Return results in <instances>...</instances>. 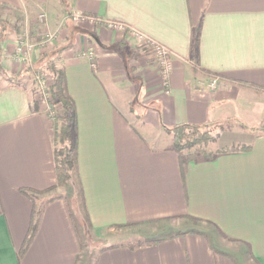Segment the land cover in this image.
<instances>
[{
    "label": "crops",
    "instance_id": "1",
    "mask_svg": "<svg viewBox=\"0 0 264 264\" xmlns=\"http://www.w3.org/2000/svg\"><path fill=\"white\" fill-rule=\"evenodd\" d=\"M66 1L68 11L88 16L59 44L70 43L59 62L76 106L84 207L72 208L63 197L46 203L21 251L33 207L67 195L56 185L50 118L10 75L16 63L3 39L0 63L11 77L0 80V264H85V226L100 242L90 264H239L223 239L251 264H264V133L244 130L264 128V92L251 87H264V0ZM57 2L0 0V7L45 5L53 23ZM131 36L168 50L167 83ZM86 47L95 56L80 54ZM123 85L138 111H127ZM176 123L222 125L217 144L229 148L209 160L187 158L165 130ZM52 186L34 203L20 192ZM170 218L206 226L156 236ZM124 233L157 241L134 248L110 242Z\"/></svg>",
    "mask_w": 264,
    "mask_h": 264
},
{
    "label": "rangeland",
    "instance_id": "2",
    "mask_svg": "<svg viewBox=\"0 0 264 264\" xmlns=\"http://www.w3.org/2000/svg\"><path fill=\"white\" fill-rule=\"evenodd\" d=\"M62 1H64L63 3H64L65 8L63 7V4L59 0V2H57L56 4L57 16L53 23L50 22L49 20L50 17H48V14H47L48 11L45 5H33V4L24 3L21 7H17V8L9 9V8L0 7V24L5 25L7 27L6 32L8 31V36L6 37V39L4 38L3 43H5V46L6 45L8 46L9 48L8 55L12 56L14 62L16 63L14 68L13 67L11 68L13 69L14 72H10L11 73L10 75L14 77L16 82L23 81V86L26 88L31 101H33L32 104L34 102L35 103L40 102L42 106H44L43 111L46 112L47 114L49 112L50 106L47 103V98L44 97L42 92H40L37 89L36 80L34 82L33 74L35 72V68H37V66L40 65V67H42L43 78L46 80V83L48 86L51 84L53 77L50 74V72H48V70L44 67L43 63L36 64L34 60L40 57V55L46 50L52 51L54 48L59 47L62 44H65L66 36L68 35L67 31H69L70 33L72 32L73 34L75 31V27L76 26L82 27V25L80 24L85 23L84 22L86 21L85 19L88 18V16H84L85 18L83 19L75 20L73 18L74 14L83 15L82 13L77 12V11H72V12L70 11L71 16L67 17L66 12H65V11H68L66 9L67 1L65 0H62ZM59 3H61L62 5L61 8H60ZM100 21H101L100 19L96 20V22L98 23H100ZM111 24L114 25V23H111ZM116 25L120 26L122 29H125L131 32V34L134 37H136L135 34H133V32L129 30L127 27L120 25V24H116ZM131 43L133 44V47L138 49L137 52L141 53L142 56L144 55L147 56L148 58L147 62H151L153 64L158 65V59L154 53L155 51L152 45H149L150 46L149 47L148 45L139 44L136 39L134 40V42H131ZM18 48H21V51L23 50L25 55L27 54L28 56L27 59L20 60L18 58L17 56ZM131 50H134V49L131 48ZM82 51L88 54V56L91 58L95 56L93 49H88L87 47L83 50L80 49V54L82 53ZM34 54L36 55L34 56ZM130 55L131 54H128L126 56L129 62L128 64L130 63L135 64L134 56L133 55L130 56ZM59 57L60 55L53 56V60L55 61V64L57 66L61 65V63L59 62ZM194 65L196 66V64ZM43 67H44V70H43ZM10 75L0 72V80L4 79V77L6 79L10 78L11 77ZM209 79H210L209 85L212 87L215 86L216 77L210 76ZM123 86L124 87H122L121 90L126 91V93L123 94V99H126L125 101H129V105L132 106L127 111L130 112L131 110L133 112L134 109L135 110L137 109L138 111L139 102L135 103L136 97L134 96L132 97V95L129 94L127 89H124L125 87H127V85H123ZM56 107H58L57 102H56ZM56 112L58 113L61 112V108L59 107V109L56 110ZM208 127L209 129L212 130L213 133H218V136L216 137V139L212 142H209L208 144L204 146H200V147L196 146L190 149H183L182 152L184 154L195 156V157H201L203 154L215 153L217 151H221L226 148H229L228 146L222 147L217 144V140L221 132L223 131V126L218 125V124H215V125L208 124ZM244 130L248 132H252V133H259V132L264 133V128L259 127V126H255V127L246 126ZM233 147H240V146L238 145V146H233ZM72 179H73V182L60 184L59 188H62L61 193L67 195V200L72 205V208L78 207L80 211L82 212V204H81L82 201H81V197L79 196L78 186L74 178ZM59 190L56 192H59ZM184 220H186L187 223H184L185 222ZM156 224L159 225V223H156ZM163 224L165 226L164 231L161 233L158 232L156 236L172 235L173 233H176V232L178 233V231L185 230V229H191V228H195V229L198 228L200 230L201 229L204 230L206 226V224L204 223H200L194 226V224L190 221L189 218H186V219L170 218V219L164 220ZM79 233H80V238H81V244H80L81 253L80 254L82 256L86 255L85 258L86 259L88 258L89 260L88 264H90V262L93 260L95 250L97 246L100 245V242L99 240L97 241L96 239L92 237L90 231L89 232L87 231L86 226H85V230H82V228H80ZM137 237L138 235H136L135 233H128V234L124 233L119 238H110V242L122 241V242H127V244H131V243H136L137 241L140 240ZM221 243H222L223 249L231 251L234 260L235 261L237 260L239 264H251V262H249V260L246 259L247 253L238 250V248L232 249L234 247V244L227 243L225 239H223V242ZM227 245H230L231 248H228ZM86 259H85V264H86Z\"/></svg>",
    "mask_w": 264,
    "mask_h": 264
},
{
    "label": "trees",
    "instance_id": "3",
    "mask_svg": "<svg viewBox=\"0 0 264 264\" xmlns=\"http://www.w3.org/2000/svg\"><path fill=\"white\" fill-rule=\"evenodd\" d=\"M60 2L63 4L64 7V1L60 0ZM65 12L67 17L71 16L70 11ZM6 28L7 27L5 25L0 24V43L4 39L5 35L8 33V31L6 32ZM68 45H70V43L67 44V46ZM67 46L56 47L52 51L46 50L40 55L37 62L39 64L43 63L44 67L48 70V72H50L53 77L51 84L48 86L50 96L47 98V103L50 106L48 115L51 119V126L53 129V160L55 177L57 181L56 185L73 182L72 178H74L78 186L79 196L81 197L82 201V207H84L83 191L77 167L76 106L74 99L70 95L67 88L64 67L63 65L57 66L55 64V61L53 60V56L59 55L61 51ZM0 72L4 74L6 73L1 63ZM42 74V67L38 65L37 68H35V72L33 74L34 82L35 76H39ZM251 87H253L257 91L264 92V87L254 85H252ZM56 102L58 103V107H56ZM59 107L61 108V112L58 113L56 112V110H58ZM165 130L172 135L173 147L177 151H181L183 149H190L196 146H204L209 142L214 141L218 136V133H213L212 130L209 129L208 124L196 125L190 123H176L175 125ZM246 148L248 147L242 146V149ZM234 149L236 148H231L230 150ZM221 151L203 154L201 157L206 160L213 159L215 155H217ZM187 158L193 159V156L189 155L187 156ZM54 187L55 186H52L42 191L20 188V192L25 196L29 197L34 203L35 194L47 192L53 189ZM56 197H63L65 201L69 204L65 195L58 194L44 199V201H42L39 206H34L31 214L30 226L21 251H23L28 246L31 239L33 238L37 230L44 205L49 201L55 199ZM85 219L87 220V215ZM155 241L157 240L140 239L136 243H131L127 245L129 247L134 248L150 243H155Z\"/></svg>",
    "mask_w": 264,
    "mask_h": 264
},
{
    "label": "built area",
    "instance_id": "4",
    "mask_svg": "<svg viewBox=\"0 0 264 264\" xmlns=\"http://www.w3.org/2000/svg\"><path fill=\"white\" fill-rule=\"evenodd\" d=\"M85 15H80V14H74L73 18L75 20H79V19H83ZM133 32V30H132ZM139 37V34L137 32H133V34H135ZM142 43L146 44V45H152L154 47V53L158 59V65H159V69H160V73L163 79L164 83H167V77H168V72L170 70V60L168 59V50L156 43L155 41L148 39V38H144L142 40ZM150 47V46H149ZM17 56L20 60H25L27 59V54L25 55L24 51H21V48L17 49ZM35 80H36V86L37 89L42 92L43 96L48 98L50 96L49 94V90H48V85L46 83V80L43 78V75H37L35 76Z\"/></svg>",
    "mask_w": 264,
    "mask_h": 264
}]
</instances>
